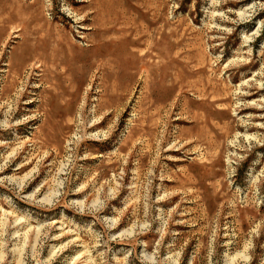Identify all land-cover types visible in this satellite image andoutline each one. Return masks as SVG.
<instances>
[{"label": "rangeland", "instance_id": "1", "mask_svg": "<svg viewBox=\"0 0 264 264\" xmlns=\"http://www.w3.org/2000/svg\"><path fill=\"white\" fill-rule=\"evenodd\" d=\"M227 262L264 264V0H0V264Z\"/></svg>", "mask_w": 264, "mask_h": 264}, {"label": "bare ground", "instance_id": "2", "mask_svg": "<svg viewBox=\"0 0 264 264\" xmlns=\"http://www.w3.org/2000/svg\"><path fill=\"white\" fill-rule=\"evenodd\" d=\"M67 120L68 119H65V123L64 124H62L61 125V128H65V127H68L69 126V124L67 123ZM61 124V123H60ZM249 137L248 136H246V139H248ZM57 195V194H56ZM245 254V253H244ZM242 257L246 260L247 259V256L246 255H242ZM240 258V257H239ZM241 259V258H240ZM234 260V259H233ZM236 261V260H235ZM230 262H231V260H230ZM228 263V262H227ZM229 264V263H228Z\"/></svg>", "mask_w": 264, "mask_h": 264}]
</instances>
